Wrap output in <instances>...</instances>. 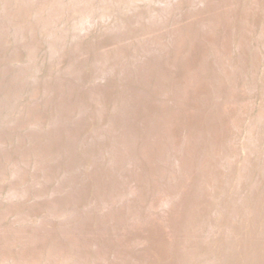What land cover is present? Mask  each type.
<instances>
[{
    "label": "bare ground",
    "instance_id": "1",
    "mask_svg": "<svg viewBox=\"0 0 264 264\" xmlns=\"http://www.w3.org/2000/svg\"><path fill=\"white\" fill-rule=\"evenodd\" d=\"M0 1L4 6L3 12H0V99L2 107L13 103L9 106L6 118L3 115L5 110L0 107V174L8 169L9 157L16 149H24L23 154H29V158L38 161H42L41 157H52L51 153L45 151H52V147L60 143L61 135L67 132L68 145L63 148L62 160L58 159L66 169V180L82 184L78 182V177L72 175L77 166L86 175L85 180L90 181L83 186H95L100 190L95 199L98 203L93 205L90 213L79 211L82 218L61 224L60 230L55 207L48 202L41 203V206L50 210V215L46 221L35 226L38 222H31V214L22 211L20 205H15V201H18L20 193L33 194L36 184L21 191L18 185L21 176L15 174L8 199L5 203L0 202V221L12 213L17 215L9 226L0 223L1 258L4 253L15 250L16 245L24 249L23 254L34 256L37 254L36 244L50 238L54 240L52 242H57L52 250L53 256L63 253L60 251L62 247L72 253L71 248L76 249V240L71 234L78 237L85 234L84 238H88L90 235L87 232L94 230L113 242V245L110 241L96 244L105 248L104 252L97 250V254L107 257L109 262L94 259L91 256L93 251L84 252L78 247L82 253L77 256L79 264L129 263L130 260L120 256L112 260V249L121 245L122 241L117 236L125 232L120 228L124 221L119 222L109 202H113L112 198L116 196L120 202H124L126 200L123 196L127 194L129 199L143 206V197L136 193L132 183L143 188L146 200L148 182L146 177L143 180L133 166L127 169L126 165L137 164L144 170L149 169L146 155L150 147L144 148L143 144L159 148L155 151L158 156L165 147L170 149L173 142L180 140L179 132H184L186 137L187 129L189 131L196 124L195 143L200 141L204 144L203 148H206L210 136L211 144L208 143L207 154H202L208 158L200 161L199 157L201 164L194 165L193 158L200 152L192 149L191 154L180 150L184 157L175 156L173 161L170 149L168 154L161 153L163 156L158 157L156 165L160 167L163 181V193L159 192V198L163 199L167 207L164 208L166 213H163L162 218L168 225L174 243L170 247L175 254L174 263L264 264L263 172L260 169V182H263L261 190L254 187L248 197L241 199L240 205L238 201L243 194L241 191L245 192L241 188L239 198L234 197V206L227 195V199L222 201L221 210L218 203H215L216 194L222 191L218 184L224 181L223 186L226 187L227 163L234 165V156L226 161L224 155L218 157L219 151H215L217 157L211 153L214 146L222 154L223 144H226L219 139L220 135L229 133L232 140H238L236 129H241L240 120L247 111L254 108L256 98V104L259 103L261 84L264 93L262 72L258 74V67L264 59V0ZM201 30L211 32V35L199 39L197 35L201 34ZM225 31L227 34H224ZM11 36L15 41L14 46ZM223 39H226V43H223ZM203 41L216 50L215 76L213 72L206 75V70L195 73L196 66H191L186 56L189 49H194ZM255 41L258 42L257 47ZM230 44L234 53L238 47L242 48L240 54L243 63L239 69L223 63L224 57L230 53L227 49ZM251 48L255 51L253 79L250 77L247 56ZM22 56L27 59L26 64L19 61ZM213 60H205L208 71H212ZM246 72H249L247 79H241V75ZM232 75L244 82L243 88L241 83L237 84V88L232 85L234 100L226 98L233 82ZM17 90L26 97L24 100L18 99L20 95L12 99L13 92ZM244 96L248 98L242 101L237 99ZM194 99L200 100L204 108L193 107ZM246 101L245 105L241 104ZM207 102L211 105H206ZM261 109L258 119L250 128V142L245 146L248 175L258 169V165H252L257 161L256 157L251 156H255L256 151H259L261 157L264 155L260 149L264 146V104ZM171 111L179 115H171ZM44 117L49 118L48 125L42 123ZM179 117L182 118L183 130L178 128V123L169 126ZM76 118L80 119L75 121ZM194 118L199 121L194 122ZM228 119L231 122L228 129H225ZM99 122L101 126L98 128ZM26 123L31 125L33 131L22 136ZM107 125L110 126L106 128ZM87 126L96 130L80 142L76 135ZM138 139L140 142H137ZM7 142L12 148L8 149ZM14 145H17L15 151ZM234 147L238 150L237 142ZM240 150L243 156L242 147ZM150 153L154 154V150H150ZM88 158L93 161L92 177L88 173L91 163L86 169H81L85 165L84 160ZM176 162L179 169H186L179 176L176 169H173L175 175H170L172 166L176 168ZM261 163L264 171V156ZM196 169L199 170V178L195 181L190 173ZM243 181L244 186L246 181ZM248 189L249 186L245 188ZM180 196H183L182 203L187 200L186 206L191 207L190 216L194 217L188 224L182 244L175 237L179 223L168 205L176 204ZM100 203L106 204L107 212L103 211L104 207L102 211L99 209ZM211 204L215 207L210 213L213 214L212 218L204 210H210ZM127 206L130 214L134 215L131 209L135 206L131 203ZM143 208L144 212L138 211L136 216L140 215V219L144 220L152 218L151 214L146 213L145 205ZM233 208L236 220L231 219L230 228L225 230L226 235L219 223L222 218L225 220L224 213L229 216ZM33 211L28 209L30 213ZM103 212L105 215H102ZM197 214L208 217L206 224L209 226V229L199 234L191 230L195 228L192 224L197 222ZM180 216L184 218V215ZM210 220L215 222L212 224ZM148 222L144 226L147 232L151 228ZM153 224L156 226L158 222ZM24 225L29 227L23 228ZM87 226L92 229H87ZM137 228L132 226V230ZM161 228L167 235V230ZM242 233L244 237L241 239ZM220 234L222 239L217 241ZM148 247L152 257L160 259L161 253L156 245L150 243ZM144 257V264H152L145 252ZM21 258L16 254L13 260H21V264H24V258ZM118 260H122V263H118ZM135 260V264L143 263L142 260Z\"/></svg>",
    "mask_w": 264,
    "mask_h": 264
},
{
    "label": "rangeland",
    "instance_id": "2",
    "mask_svg": "<svg viewBox=\"0 0 264 264\" xmlns=\"http://www.w3.org/2000/svg\"><path fill=\"white\" fill-rule=\"evenodd\" d=\"M3 9H4L3 3L0 1V12H3ZM197 27L200 29V26H197ZM224 34H227V31H225ZM210 35H211V32L208 33L206 31L201 30V34L197 35V37L199 39H204ZM219 37L222 38V36L220 35ZM11 40L14 46L15 41H14L13 36H11ZM223 43H226V39H223ZM255 45H256L255 47L258 46L257 41H255ZM8 48L11 49V47H8ZM227 49L230 50V53L229 54L227 53V57H224L223 63L224 62L229 63L230 66H233L235 69H239V65L243 63L242 56L240 54V51L242 48L238 47L236 49V52L234 53L233 46L230 44L227 46ZM262 50L264 51L263 47H262ZM215 53H216V50L213 47L209 46L208 42L203 41L197 47L194 46V49L192 50L189 49V52H187L186 56L188 57L190 61V65L194 67L196 66L195 73H199V72H202V70L204 71L206 70L205 71L206 75L213 72V76H215V70H214V65L216 64ZM190 54L191 55L193 54V55L191 56ZM247 56L250 62L249 64L250 77L251 79H253V73H254L253 65H254L255 51L252 50L251 48ZM217 57L220 58V56H217ZM212 59H214L211 63L212 71L211 70L208 71V67H205L206 66L205 60L210 61ZM229 59H232V60H229ZM19 61L21 63L26 64L27 59L24 56H22L20 57ZM258 71H259L258 74L262 72V79H264V74H263L264 73V59L259 65ZM247 73L249 72H246L244 73V75H241L242 77L241 79H247ZM46 76L47 75H45V77ZM231 77H232L231 81L233 82L231 83L228 89V95L226 96V98L234 100L235 92L233 91L232 85L237 88V84L241 83L242 84L241 88H243L244 82L243 80L241 81L240 79H237V76L232 75ZM202 78L204 77L202 76ZM91 86H93V83ZM19 91L20 90L13 92L14 94L12 97L13 100H15V98H18L19 95L20 97L18 99L24 100L26 98L23 95V93L21 91L20 93ZM247 98H248L247 96L237 97V99L241 101ZM263 100H264V93H263V87L261 84V94L259 98V103L256 104L258 101V99L256 98L255 103H254L255 104L254 108H251L250 111H247L243 119L240 120L241 129H244V131H242L241 129H236L238 140L234 139L235 140L234 142V140H232L229 137L230 135L229 133L220 135V133L217 132L220 135L219 139L223 143L226 144L225 146L223 144L222 151H221L222 154H220V150H218L213 145H211L214 148L211 150L212 151L211 153L214 157L216 156L215 151L216 152L219 151L218 157H220L221 155H224L225 160L227 161V159L233 158L234 156V162H235L234 165H231V163L229 162L227 163L228 177H227L226 187L223 186L224 181L221 184H218L219 186H221L222 191L216 194L215 203L216 204L218 203L219 208L221 210H223L222 201L227 199L226 198L227 195H229V200L232 206H234V203H235L234 197L239 198L238 192L240 191L241 188L242 190L244 189L245 192L241 191V193L243 194L241 195L240 200L238 201L239 204L242 205L241 199L244 197H248L249 192H251V190L254 187H256L257 190L262 189L263 182H260V178H261L260 169L263 172V176H264V171L262 169L263 166L261 163V158H263L264 155L261 157L259 155V151H256V155L251 156L252 158L256 157L257 161L255 162V164H252V165L254 167L258 165V169H256V171L254 170V174L248 175V172L246 170L247 148L245 146L250 142V136L252 134L250 131V128L253 122L258 119L260 113L262 112L261 107L264 104ZM190 101H191V98H190ZM215 101H217V99H215ZM247 102L248 101L241 102V104L245 105L244 103H247ZM12 104L13 103L10 102L6 106L2 107L1 99H0V107H2L3 110H5L3 113L5 118L9 113V106ZM192 104H193V107H196V108L198 107L200 109L204 108L201 105V101L198 99L192 100ZM206 105L210 106L211 104L207 102ZM188 112L190 111L188 110ZM195 112L197 113L198 111H195ZM175 114L176 116L179 115L177 112L171 111V115H175ZM79 119L80 118H76L75 121H78ZM181 119H182L181 117L176 118L169 126L171 125L174 126L175 124L178 123L179 124L178 128L179 129L182 128L183 130ZM194 119H195L194 122L199 121L197 118H194ZM48 120H49L48 117H44L42 120V123L48 125V122H47ZM230 122H231L230 120L226 122L228 124L225 126V129H228ZM92 124L95 125V123H92ZM25 125L23 126L24 131L21 133L22 136L28 133H31L33 131V129L31 128V125L27 124L26 127ZM97 126L99 128L101 126V122H99ZM109 126L110 125H107L106 128H108ZM236 126L234 127L236 128ZM196 128H197V125L193 124L189 128V131L187 129L186 137L184 136V132L178 133L180 140L173 142L170 146V149H171L170 153L173 154V159H172L173 161L175 159V156L184 157V153H181L180 150L189 151L191 154H193L192 149H195L196 152H200V153H196L195 157L193 158L194 165L201 164V162H199V157H200V161H203L204 159L208 158L206 157V155H202V154H207L206 148L208 147V143L211 144L210 136H208L207 147L203 148L204 144L201 143L200 141L198 143H195V139L197 136ZM95 130L96 129H93L90 126H87L85 129L81 128L79 130V133L76 135L77 140H80V142L86 140L91 134L94 133ZM231 134H233V132ZM68 140L69 139H68L67 132H64L61 135V139L59 143L60 145L59 144L54 145L52 147V151H49V150L45 151L47 152V154L51 153L52 157H49V158L41 157L42 161H38L34 159L33 157L29 158L30 157L29 154H23L25 153L24 149L20 151L16 149V152L9 157L8 169L3 171L0 174V202L2 201L1 203L3 202L5 203L6 200L8 199L7 197L9 193L11 192V184L14 183L15 181L14 179L15 174H19L21 176V180L18 182V185H20L21 191H23L24 189L30 188L31 184H36V187L33 188V190H35L33 194L20 193L17 196L18 201H15V205H20V208L22 211H25L26 213H28V215L31 214L30 215L31 222H34V223L38 222V224L35 226H39L41 221H46V218L50 215V210L48 208H44L43 206H41V203L48 202L52 204L53 208L55 207L56 210L55 209L54 210L56 211L55 214H57L56 222L58 225V230H60L61 224H64L67 221H72L74 218L76 219L82 218V215L80 214V212L90 213V210L92 209L93 205L95 206L98 203L97 200L95 199L97 198L98 192L100 190H98V188H95V186H92V187L83 186V184L89 183L90 181L85 180L86 175L82 174L77 166L74 167L75 172H73L72 175L75 177H78V182H81L82 184L79 185L78 183H70L66 180V177H67L66 169L63 168L64 164L61 163L60 160H62L63 158V155H62L63 148H66V146L68 145ZM137 142H140V140L138 139ZM236 142L239 145L238 150H236L237 148L234 147V143ZM6 144L8 145V149L12 148L9 142H7ZM143 146L144 148L150 147V150H154V154H151L150 150H148L147 155H146V157H148L149 169L144 170L143 168L137 166V164L132 165L131 163H128V165H126V168L127 169L132 168L133 166V168H135L141 174V177L143 178V180H144V177H146V180L148 182L147 190H146L148 199L144 200L143 188L140 189V187H138L135 183H132V184L134 186L136 193L140 194L141 197H143V206L145 205L146 213L151 214V217L153 219L152 218H149L147 220L140 219V215L137 217L136 215L139 214L138 211L144 212V208L140 204L137 205L135 203V200L129 199L127 194L123 196V198L126 200L124 202H120L117 196L112 198L113 202L111 201L110 203L108 201L109 204H111V206L114 208L115 210L114 215L119 218V222L124 221L123 222L124 224L122 225L123 227H120V228H122V231L125 232V234H118L117 236L122 241H121V245L112 249V252H113L112 260H114L115 257L120 256L121 258L125 257L128 260H130V262L127 264H135V261H137L135 259L142 260L143 262L142 264H144V259H146V257H144V252H145L148 255V258L152 264H176L174 263L175 254L171 252V249H170L171 245H174L173 240L171 239L172 236H171L167 223L162 218L163 213L164 214L166 213V210L164 208H167V207L163 204L164 203L163 199L159 198V192L163 193L162 191L163 181L161 179L162 176L159 173L160 167L158 168L156 167L158 163V159H159L158 157L163 156L161 155V153L167 152L168 154L170 149L168 147H165L164 150L160 151V155L157 156V152L155 151L159 150V148H156L154 146H149L146 144H143ZM15 147H17V145H14V151H15ZM200 147L202 149H200ZM240 147H242L243 156L241 154ZM260 149L261 151H264V146L260 147ZM79 151L80 152L82 151V147H80ZM129 152L131 151L129 150ZM59 155H62V156H59ZM58 159H60L59 162H58ZM84 161H85V165L83 167L81 166V169H86L88 165L91 163L90 164L91 166L89 167V172H88L89 175L91 176V171L93 168L92 166L93 161H91L90 158H88L87 160L85 159ZM176 164H177L176 168L172 166V171L170 175H175V171H173V169L177 170L178 176L182 174L183 171H186V169H179L177 167L178 162H176ZM191 171L193 170L191 169ZM81 175H82V178H80ZM242 175L245 176L244 181H246V185L244 186L242 185V181H243ZM190 176H193L194 180L196 181L199 178V170L196 169V171L191 172ZM182 186L185 187V184H182ZM248 186H249V189L245 190V188ZM111 194H113V192ZM262 194H264V189L261 191V195ZM102 197L104 198L105 194H103ZM162 197L164 198V196ZM217 197H219V199H217ZM180 198H181L180 201H178L176 204H168V205L169 207L172 208L174 217L177 218V222L179 223L176 226L177 231L175 232V237L178 239V243L182 244L185 238V235H186L185 231L189 227L188 224L191 222L192 218L194 217L190 216L191 207L186 206L187 200H185L182 203L183 196L182 197L180 196ZM136 200H138V198H136ZM128 203H131L133 206H135V208L131 209L134 215L130 214L129 208L127 206ZM104 205L100 203L99 209L102 211L103 209L102 207H104L105 209H103V211L107 212L106 204ZM65 206L66 208H64ZM210 208H211L210 210L209 209L207 210V208H204L206 215H209L211 211L214 210L215 207L213 204H211ZM246 208L248 209V206H245V209ZM28 209H33L34 210L33 213L28 212ZM231 210H230L231 212L229 216H227V214L224 213L225 220L222 218L219 223L220 228L226 235H227V232L225 230L230 228L231 219L233 218L234 220H236V217H234L235 208ZM104 212L102 215H105ZM215 212H217V210H215ZM180 215H184V218ZM209 216L212 218L213 214H210ZM16 218H17V215L12 213V215L6 216L4 219H2L0 223L3 225L6 224L7 226H9V224L13 223V221L16 220ZM207 218L208 217L203 216L202 214H197V218H196L197 222L192 224L193 227L195 226V228H191V230L194 233H198V232H204L203 230L205 229H209L208 224H206L208 220ZM148 220H149L148 223L150 224V227L152 228V229L150 228L149 232H147V230L144 228ZM156 221L158 222V224H156V226H152L154 225L153 223ZM214 222L215 221H211L212 224ZM22 223H26V221H23ZM159 223L161 224L162 227H164L167 230L168 232L167 235H165L162 232L163 228H161ZM1 224H0V227H2ZM129 224H131V227L129 226ZM134 225L138 227L137 228L138 230H132V226ZM26 226L27 225H24L23 228H26ZM87 229L91 230L92 228L91 226H87ZM87 233L90 235L88 238H84L85 234H83L82 237H78V236L71 234V236H73V238L76 240V243H75L76 249L71 248L72 253L67 252L66 247H62L60 251H63V253L61 254L58 253V255L53 256L52 250H53L54 245L57 244V242H52L53 239L50 238V239H46L45 241H40L38 244H36L35 251L37 254L34 256H28L27 254H23L24 249L20 247L19 245H16L15 246L16 249L14 248L15 250H10L9 253L6 252L3 254L4 257L2 258L0 257V264H18L17 262L18 261L20 262L21 260H18V261L13 260L16 254L20 255L22 257L21 259L24 258V264H79L80 260L77 256L82 255L79 249L84 250V252L93 251V253H91V256H93L94 259L96 258L97 260L101 259V261L104 262V260H107L106 259L107 257L105 256L106 258H103L102 256L98 255L97 250H101V252H104L105 248L98 247L96 244L98 242L103 243V242L110 241V240L108 238L101 237L99 235V232L95 233L94 230L89 231ZM114 236L115 234H113V237ZM243 237H244V234L242 233V236L240 238L242 239ZM221 239H222V235L220 234L217 237V241H220ZM63 241L67 243L66 239L64 238H63ZM12 243L14 244L15 242L12 241ZM109 243L111 244L113 242L110 241ZM150 243L152 245L155 244L156 248L160 251L161 253V256L159 257L160 259L153 258L152 255L150 254L149 247H148ZM102 254L103 253H101V255ZM106 255H110V253H106ZM108 260L107 262H109ZM93 261L94 260H92V262ZM118 263H122V260H118Z\"/></svg>",
    "mask_w": 264,
    "mask_h": 264
}]
</instances>
